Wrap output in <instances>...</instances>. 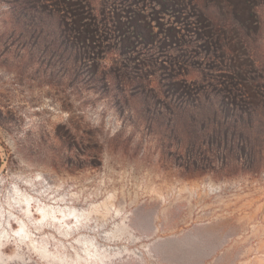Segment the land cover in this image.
I'll list each match as a JSON object with an SVG mask.
<instances>
[{
	"label": "rangeland",
	"instance_id": "374dc122",
	"mask_svg": "<svg viewBox=\"0 0 264 264\" xmlns=\"http://www.w3.org/2000/svg\"><path fill=\"white\" fill-rule=\"evenodd\" d=\"M261 149L264 0H0V264H264Z\"/></svg>",
	"mask_w": 264,
	"mask_h": 264
},
{
	"label": "trees",
	"instance_id": "16d2710c",
	"mask_svg": "<svg viewBox=\"0 0 264 264\" xmlns=\"http://www.w3.org/2000/svg\"><path fill=\"white\" fill-rule=\"evenodd\" d=\"M36 7L40 8L39 13H41L42 6H40V7L36 6ZM63 7H65V4H63ZM189 15H190V17L192 16V14H189ZM182 16L184 17V22L182 20H180L181 18L178 17V19L180 20V22L182 24L181 28L185 29V30H190L188 24H190V26L192 27V24H194L195 22H185V20L188 19V17L185 15H182ZM38 18L40 20L43 19L42 15H40ZM61 21L63 22L64 20H61ZM194 26H195L194 30L198 31V28H196V25H194ZM189 47H191L190 42L189 43L186 42L185 48H182V49L179 48V52H182V53L187 52ZM176 49H178V48H176ZM167 51H168V48L161 51V46H155L152 54H148V53L145 54V56L143 58V62H145V64H147V65H152V64H155V61L158 62V60H159L158 58H160V57L170 58V55H168ZM178 57L172 58L173 67L176 65L182 66V64L184 63V62H182L181 59H178ZM136 64H139V63H136ZM172 65L169 67L173 68ZM225 88H228V87H225ZM230 89L232 90V88H229V90ZM143 103H145V102H143ZM160 104H161V106L157 111L158 116H165L166 111H170V113L172 115L170 118H168L167 123L166 122L161 123V126H162L161 128L167 127V129L171 130L173 134L183 132V133H186L187 135H190L187 132H190L193 129V127H195V125H199L198 124L199 119L194 115H190V112L192 110H197V109H199V111L202 109L204 110L206 103H202V100H200V98H198V99H193V100L182 99V100H177V101L176 100H163L160 102ZM236 105L238 106V104H236ZM202 111H201V113H202ZM218 115H219L218 113H215L214 117L211 118V119H213V122H215L218 125L220 124V125H224V126H228V127H231V125H233V126L240 125L242 127L244 125H247V121L244 120L245 117H243V115H238L237 118H235L236 117L235 116L233 119L231 118V120H228L225 123H222V121L219 122V120H218L219 116ZM135 118H137V117H135ZM201 122H202V120L200 121V123ZM134 125H138V124L135 123ZM149 127H151V128L155 127V121L154 120L149 124ZM237 134L239 135V132H237ZM204 135L205 134L201 133V132L196 133L195 139H194L195 145L203 142L204 137H205ZM225 135H227L226 138H225ZM239 136L241 137V141L245 140L244 135L240 134ZM220 139H221L220 140L221 143H224V142L227 143L228 139H229L228 133L224 134V136H222ZM249 141L250 140H248L246 142L249 143ZM239 148L242 149V147H239ZM261 151L264 153V149H261Z\"/></svg>",
	"mask_w": 264,
	"mask_h": 264
}]
</instances>
